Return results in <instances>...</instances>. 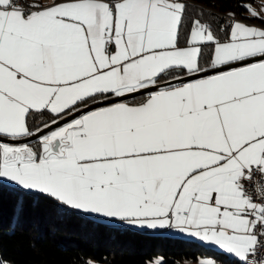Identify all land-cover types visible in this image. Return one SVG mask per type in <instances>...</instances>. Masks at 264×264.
<instances>
[{
    "label": "snow or ice",
    "instance_id": "obj_1",
    "mask_svg": "<svg viewBox=\"0 0 264 264\" xmlns=\"http://www.w3.org/2000/svg\"><path fill=\"white\" fill-rule=\"evenodd\" d=\"M185 10L0 0V179L260 264L250 257L264 250V179L253 185L264 177V30L230 13L221 43L196 19L180 46Z\"/></svg>",
    "mask_w": 264,
    "mask_h": 264
},
{
    "label": "trees",
    "instance_id": "obj_2",
    "mask_svg": "<svg viewBox=\"0 0 264 264\" xmlns=\"http://www.w3.org/2000/svg\"><path fill=\"white\" fill-rule=\"evenodd\" d=\"M258 0H183L186 6L182 42L196 19L211 26L219 41L229 38L225 14L264 25L242 5ZM213 45H204L206 54ZM40 123L39 118L36 121ZM230 261L221 251L196 240L167 233L116 226L60 204L36 191L0 181V262L6 264H187L201 255Z\"/></svg>",
    "mask_w": 264,
    "mask_h": 264
},
{
    "label": "crops",
    "instance_id": "obj_3",
    "mask_svg": "<svg viewBox=\"0 0 264 264\" xmlns=\"http://www.w3.org/2000/svg\"><path fill=\"white\" fill-rule=\"evenodd\" d=\"M46 2V5H51L53 3V0H44ZM57 3L59 2H63V0H56ZM183 2V0H182ZM236 22H241V23H244L245 25L247 26H254V27H257L261 30H264V25H261L259 23H256V22H253V21H250V20H246V19H239L236 21ZM233 23V21L230 23V30H231V24ZM229 39V38H228ZM224 40V41H220L221 43L223 42H227V40ZM180 46H185V45H180ZM1 182L3 183H6L8 185H12V186H16V187H19L18 185H16L14 182H11V181H8L6 179H0ZM21 188V187H20ZM70 208V207H69ZM80 212V211H79ZM83 213V212H82ZM85 215H89L91 217H94V218H98V219H101L109 224H112V225H116V226H128V227H132V228H136V229H139V230H143V231H150V232H161V233H167V234H170L172 236H179V237H183V238H188V239H193V240H196L198 243L206 246V247H209L210 249H214V250H217V251H221L225 256H227L228 258H230V261H240L239 258H236L233 254H228L226 253L224 250L220 249L218 246L214 245V244H211L209 242H205V241H202L200 240L199 238L197 237H193L187 233H181L179 232L178 230H175V229H147V228H139V227H135V226H130V225H127L126 223L124 222H121L119 220H112V219H109V218H105V217H100V216H97L95 214H88V213H83ZM212 259L214 260V264H219V263H222L221 260L217 259L214 255H211L209 254ZM241 262V261H240ZM224 264V263H223Z\"/></svg>",
    "mask_w": 264,
    "mask_h": 264
},
{
    "label": "built area",
    "instance_id": "obj_4",
    "mask_svg": "<svg viewBox=\"0 0 264 264\" xmlns=\"http://www.w3.org/2000/svg\"><path fill=\"white\" fill-rule=\"evenodd\" d=\"M27 3H39L40 5H46V2L44 0H26ZM235 19V17H234ZM233 18H231L229 15L225 14L224 20H223V26L226 27L232 22ZM261 179H264V177H257L253 181V185H256L259 183ZM257 200L260 198L259 195L255 197ZM250 259H255L256 261L260 262V264H264V250H258L257 255L255 257H250ZM220 264V263H219Z\"/></svg>",
    "mask_w": 264,
    "mask_h": 264
},
{
    "label": "rangeland",
    "instance_id": "obj_5",
    "mask_svg": "<svg viewBox=\"0 0 264 264\" xmlns=\"http://www.w3.org/2000/svg\"><path fill=\"white\" fill-rule=\"evenodd\" d=\"M248 5H250L251 8L254 9L258 14H264V0H258L254 4H248ZM237 20H238V18L234 19V21H237ZM202 260L214 261L210 255H201L197 261H191V262H188L187 264H200V261H202ZM220 264H222V263H220Z\"/></svg>",
    "mask_w": 264,
    "mask_h": 264
},
{
    "label": "bare ground",
    "instance_id": "obj_6",
    "mask_svg": "<svg viewBox=\"0 0 264 264\" xmlns=\"http://www.w3.org/2000/svg\"><path fill=\"white\" fill-rule=\"evenodd\" d=\"M238 264V263H237ZM240 264H243V262H241Z\"/></svg>",
    "mask_w": 264,
    "mask_h": 264
},
{
    "label": "water",
    "instance_id": "obj_7",
    "mask_svg": "<svg viewBox=\"0 0 264 264\" xmlns=\"http://www.w3.org/2000/svg\"><path fill=\"white\" fill-rule=\"evenodd\" d=\"M61 123H63V122H61ZM53 127H55V126H53ZM45 131H47V130H45Z\"/></svg>",
    "mask_w": 264,
    "mask_h": 264
}]
</instances>
